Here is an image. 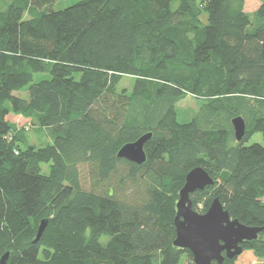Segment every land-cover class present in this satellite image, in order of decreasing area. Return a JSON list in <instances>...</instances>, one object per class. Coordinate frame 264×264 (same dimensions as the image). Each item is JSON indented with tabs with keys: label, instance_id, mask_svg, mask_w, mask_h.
Wrapping results in <instances>:
<instances>
[{
	"label": "trees",
	"instance_id": "obj_1",
	"mask_svg": "<svg viewBox=\"0 0 264 264\" xmlns=\"http://www.w3.org/2000/svg\"><path fill=\"white\" fill-rule=\"evenodd\" d=\"M55 1L0 9V259L195 264L174 246L175 218L187 174L203 167L215 183L191 195L193 209L218 198L232 219L262 228L221 264L264 260V1L254 14L244 0ZM188 96L202 106L180 123ZM9 116L47 143H30ZM146 133L143 165L118 157ZM256 133L263 143L246 145Z\"/></svg>",
	"mask_w": 264,
	"mask_h": 264
},
{
	"label": "water",
	"instance_id": "obj_2",
	"mask_svg": "<svg viewBox=\"0 0 264 264\" xmlns=\"http://www.w3.org/2000/svg\"><path fill=\"white\" fill-rule=\"evenodd\" d=\"M232 125L236 141L241 142L247 130L245 120L240 116L235 117ZM151 138L152 133H146L136 141L125 144L118 151V157L143 165L147 161L145 145ZM214 183V178L203 167H196L187 174L179 193L174 246L189 250L195 264H221L225 258L232 259L242 252L243 242L257 239L262 231V228L247 226L232 219L218 198L212 201L205 213L195 211L191 195ZM47 224V220L41 222L35 242L40 240ZM7 260L8 253L0 259V264H6Z\"/></svg>",
	"mask_w": 264,
	"mask_h": 264
},
{
	"label": "rangeland",
	"instance_id": "obj_3",
	"mask_svg": "<svg viewBox=\"0 0 264 264\" xmlns=\"http://www.w3.org/2000/svg\"><path fill=\"white\" fill-rule=\"evenodd\" d=\"M14 0H0V9L5 8L10 3H12ZM79 0H56L53 4L54 10H62L66 8L67 6H70L74 3H76ZM203 0H196V3L198 5L201 4ZM264 0H244L245 6L244 10L245 12L249 14H254L258 8L260 7L261 3ZM27 19V17H26ZM201 20L204 24L207 23V13L203 12L201 16ZM133 78L132 77H125L120 87L121 88H131ZM22 97L26 98L28 97L27 92H21ZM202 106V100L195 98L193 96H188L184 100L180 101L177 104V111H178V121L180 123H186L189 122L199 111L200 107ZM11 121L16 124L18 129L26 128L28 131L26 132V136L30 143L36 144L38 146H43L47 143V137L45 134H39L34 132V127L31 128V122L29 120H25L19 116H11ZM253 143H263V137L261 133L254 134L250 140L246 143V145H251ZM49 171V164H43L42 165V173L48 174ZM188 260L187 258H183L180 264H187ZM251 264H264V260H254Z\"/></svg>",
	"mask_w": 264,
	"mask_h": 264
},
{
	"label": "crops",
	"instance_id": "obj_4",
	"mask_svg": "<svg viewBox=\"0 0 264 264\" xmlns=\"http://www.w3.org/2000/svg\"><path fill=\"white\" fill-rule=\"evenodd\" d=\"M10 117H11V116H9V117H8V120H10V121H11ZM14 117H15V116H14ZM19 117H20V116H19ZM21 118H22V117H21Z\"/></svg>",
	"mask_w": 264,
	"mask_h": 264
}]
</instances>
